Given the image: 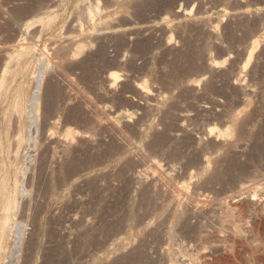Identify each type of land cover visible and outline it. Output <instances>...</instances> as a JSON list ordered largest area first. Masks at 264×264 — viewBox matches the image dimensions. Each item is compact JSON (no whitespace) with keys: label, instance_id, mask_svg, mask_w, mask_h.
I'll list each match as a JSON object with an SVG mask.
<instances>
[{"label":"rangeland","instance_id":"rangeland-1","mask_svg":"<svg viewBox=\"0 0 264 264\" xmlns=\"http://www.w3.org/2000/svg\"><path fill=\"white\" fill-rule=\"evenodd\" d=\"M19 55L29 64L10 86ZM3 69L4 109L14 87L40 83L38 121L21 119L36 141L19 158L9 264H226L214 251L227 241L234 262L260 245L254 232L243 249L214 234L193 202L218 173L264 182V0H0V82Z\"/></svg>","mask_w":264,"mask_h":264},{"label":"bare ground","instance_id":"bare-ground-1","mask_svg":"<svg viewBox=\"0 0 264 264\" xmlns=\"http://www.w3.org/2000/svg\"><path fill=\"white\" fill-rule=\"evenodd\" d=\"M186 14V13H185ZM60 46V45H59ZM59 46H56V47H59ZM256 46H257V41L256 42H253V46H252V49H251V51H250V53H249V55H248V57H247V60H246V63H245V65H248L249 63H250V60H251V58H253V52H255L254 50L256 49ZM63 46H61V48H62ZM60 48V47H59ZM58 48V49H59ZM64 48V47H63ZM79 49V48H78ZM77 49V50H78ZM59 50H61V49H59ZM80 50V49H79ZM75 52V51H74ZM77 52V51H76ZM79 52V51H78ZM76 54V53H75ZM78 54V53H77ZM27 56H28V54H26ZM20 56V55H19ZM16 57H18V56H15V58ZM24 57L25 56H20L19 58H17L16 59V61H14L15 63H16V68H12V66H14L15 65V63H14V65L12 64V66H11V68L12 69H14V71L12 72V74H11V77H9V76H7L8 77V79L7 80H5L6 78H5V74H7V75H9L8 73H9V71L11 72L12 70H8V73H6V70L5 69H3L2 70V74H1V82H0V106H2L1 107V109H0V264H9L8 262V260H10V255L12 256V254L11 253H13L14 251H13V249L16 247V249H19V248H17V247H20V246H17V239H16V234H17V232H16V228H17V226L14 228V224L16 223V222H14L16 219L14 218V216L15 215H17L16 217H18L19 215V213L18 212H20V211H18L19 209H22V206L19 208V202L20 201H22L21 199L24 197V195H23V193L26 191L25 189H27V188H25L24 189V187L23 186H25V183L23 184V182L25 181L23 178L24 177H26L27 175V170L26 169H24V170H26V174H25V176H23L24 175V173H23V170L21 169V168H19V158L21 157L20 155L23 153H21V151H22V149H24L25 148V146H24V148H22L23 147V145H25L26 143H29V141H34V144H35V141L36 140H33L34 139V137H33V135L31 136V135H26L27 136V139H28V142H24V136H25V134H23L22 135V133H23V131L24 130H26L25 129V123L26 124H29V127H32V126H34V124L38 121V119H37V113H38V93H37V91H38V85L40 84L39 83V81L37 80V87H35V89H36V91L32 94V92L31 93H29L30 95H31V97H30V104H28L27 106H25L26 104L24 103L25 101H27L28 99H27V97H26V93L28 94V92L30 91H27L26 93H23V92H25V90H23V92L20 90V88H19V91L17 92V91H15L16 89H14V88H16V87H14L13 88V91H14V93L16 92V94H14L13 96L15 97H13L14 98V100H13V102L12 101H9L10 103L12 102L13 103V105L12 106H10V105H7L8 106V109H4L5 107H4V102L6 101V99H7V101H8V98H6L7 96H9V94H8V87H5V88H1L2 86H3V81L5 80V81H8L9 80V78L11 79V82H15L16 83V79H19L18 77L22 74V71L21 70H23V69H21V68H25V66L27 65V64H29L28 63V59L26 58V59H24ZM6 60V59H5ZM26 60V63L24 62ZM13 63V62H12ZM23 63H25L26 65L24 66V64ZM4 65V64H3ZM22 66H24V67H22ZM5 67V66H4ZM28 67V66H27ZM8 68V67H7ZM32 69V68H31ZM25 70H26V68H25ZM28 71V70H27ZM23 72H25V71H23ZM27 73H29V71L27 72ZM24 74V73H23ZM30 74V73H29ZM26 75V74H25ZM28 75V74H27ZM27 75H26V77H25V81L27 80ZM31 75V74H30ZM35 75V74H34ZM42 76V75H41ZM21 78V77H20ZM32 78V77H31ZM118 78H119V76L117 75V74H110V79H111V81L113 82V83H115L117 80H118ZM22 79V78H21ZM21 79H19V80H21ZM28 80H29V78H28ZM28 80L26 81L27 82V86H28V88H27V86L25 85V84H23L24 86H26V87H24V86H21V84H20V82L19 81H17V82H19L18 84L20 85V87L22 88H27L26 90H28V89H30L29 87V83H28ZM32 80V79H31ZM24 81V82H25ZM10 82V80H9V83H10V86L12 85V83ZM22 82V81H21ZM23 82V83H24ZM25 82V83H26ZM9 83H6L7 85H9ZM111 83V82H110ZM5 84V83H4ZM5 84V85H6ZM34 84V83H33ZM49 84V83H48ZM4 85V86H5ZM13 85H15V84H13ZM18 85V86H19ZM3 86V87H4ZM36 86V85H35ZM40 86V85H39ZM8 88V89H7ZM11 88V87H10ZM18 88V87H17ZM31 88H32V86H31ZM6 89H7V91H6ZM3 90H5L6 92H4ZM18 90V89H17ZM33 90V89H32ZM9 92H10V90H9ZM12 92V91H11ZM13 93V92H12ZM52 93H54V92H52ZM8 94V95H7ZM11 94V93H10ZM28 94V95H29ZM7 95V96H6ZM24 95H25V97H26V99H25V101H24ZM12 97V96H11ZM10 97V98H11ZM28 102V101H27ZM6 106V105H5ZM9 106H10V108H9ZM46 107V106H45ZM48 107V106H47ZM46 107V108H47ZM46 112V111H45ZM50 112V111H49ZM25 116V118H27V122L25 121V123L23 124V122L21 121V119L23 118ZM46 116V115H45ZM46 119V118H45ZM23 120V119H22ZM24 121V120H23ZM21 122H22V124H21ZM21 125L23 126V127H21ZM24 128V129H23ZM27 128H28V125H27ZM33 128V127H32ZM22 129H23V131H22ZM29 129V128H28ZM214 129V128H213ZM30 131H31V129H29ZM28 130V131H29ZM215 130V129H214ZM214 130H210V132L212 133V132H214ZM27 132V131H26ZM34 132H36L35 130L33 131V133ZM227 130H225V131H223V133H224V135H226L227 134ZM27 133H29V132H27ZM30 133H32V131L30 132ZM32 133V134H33ZM36 134V133H35ZM34 134V135H35ZM85 137V136H84ZM26 138V137H25ZM50 138V137H49ZM61 139V138H60ZM64 139V138H63ZM48 139H46V141H47ZM67 140V139H66ZM65 140V141H66ZM74 140V139H73ZM27 141V140H26ZM56 141V140H55ZM63 141V140H62ZM61 140H59V142H60V144H61V142H62ZM64 141V142H65ZM225 141H227V140H225ZM57 143H58V140L56 141ZM64 142H62V143H64ZM68 142H70V141H68ZM71 142H72V139H71ZM70 142V143H71ZM23 143H25V144H23ZM31 143V142H30ZM29 143V144H30ZM52 143V142H51ZM67 143V142H66ZM29 144H28V146H29ZM32 144V143H31ZM34 144L32 145V146H34ZM54 144V143H53ZM48 145V144H47ZM62 145H64V144H62ZM61 145V147H63ZM27 146V145H26ZM27 146V147H28ZM32 146H31V149H32ZM49 146V145H48ZM58 146H60V145H58ZM67 146V145H66ZM70 146V145H69ZM30 147V146H29ZM28 147V148H29ZM65 147V146H64ZM46 148V147H45ZM66 148V147H65ZM27 149V148H26ZM24 151V150H23ZM45 151V150H44ZM66 151V150H65ZM26 152H28V151H26ZM58 152V151H57ZM60 152V151H59ZM264 152V151H263ZM65 153V152H64ZM70 153V152H69ZM61 154V153H60ZM59 154V155H60ZM71 154V153H70ZM23 156H25L26 157V155H23ZM30 156V158H31V155H29ZM47 156H48V154H47ZM261 156V155H260ZM263 156V155H262ZM35 157V156H34ZM52 157V156H51ZM55 157V156H54ZM59 157V156H58ZM67 157H68V155H67ZM23 158V157H22ZM22 158H20V159H22ZM27 161H28V154H27ZM62 158V157H61ZM25 159V158H24ZM63 159V158H62ZM22 161V160H21ZM25 161V160H24ZM53 161V160H52ZM217 162V161H216ZM222 162V161H221ZM224 162V161H223ZM34 163V162H33ZM32 163V164H33ZM55 163V162H54ZM219 163V162H218ZM218 163H216V164H218ZM226 163V162H225ZM224 163V164H225ZM21 164H22V162H21ZM24 164H26V162L24 163ZM31 164V163H30ZM31 164V165H32ZM35 164V163H34ZM205 164L206 165H208V161H207V159H205ZM30 165V166H31ZM205 165V166H206ZM228 165H229V163H228ZM227 165V167H229ZM29 166V165H28ZM27 166V167H28ZM29 166V167H30ZM33 166H35V165H33ZM32 166V167H33ZM222 166V165H221ZM221 166H220V168H221ZM20 167H22L21 165H20ZM25 167V166H24ZM240 167V166H239ZM31 168V167H30ZM30 168H28V170H30ZM34 168V167H33ZM215 168H216V166H215ZM236 168V167H235ZM243 169V168H242ZM31 170H33V169H31ZM217 170H219V169H217ZM158 171V170H157ZM210 171V170H209ZM208 171V172H209ZM213 171V170H212ZM220 171V170H219ZM224 171H226V170H224ZM224 171H222V172H224ZM229 171V170H228ZM237 171V170H236ZM244 171V170H243ZM247 171V170H246ZM213 173V172H212ZM212 173H211V175H212ZM217 173V172H216ZM242 173V172H241ZM251 173V172H250ZM159 174H161V177L163 178V176H162V173H159ZM192 174V173H191ZM203 174V173H202ZM205 174V173H204ZM230 173H228L227 172V174L226 175H228L227 177H228V179L226 180V178L224 179H222L221 180V176L219 175V173H218V176H220L219 178H218V176H217V174H216V177H213V176H211V177H208V178H206L207 179V181H205L204 183H202V184H204V185H202V187H204V188H206L208 191H210V193H211V196L209 197V198H207V201H202L201 202V200L199 201V200H197L196 199V201L197 202H195L194 200H192V201H194L193 202V204L194 203H196V206L197 207H199V209L201 208V211L200 212H198V210H197V213H196V211H194L195 213L194 214H198L199 213V215H202L203 217L205 216H207V221H209V224H210V226L208 227L209 229H210V227H211V231L212 232H214V234L215 233H217V234H219V236L221 235V236H223V237H225V238H227V239H230L234 244H236L237 246H240L242 243H244L245 244V246H246V242H242L243 241V239H242V237L240 238V239H242V241H240V239H239V237L241 236L240 234H244V233H252V232H254L257 236H258V238L260 239H258L260 242V245L257 243L256 244V247H258L257 245H259V246H261V248H252L251 250L252 251H250V248L249 247H247L248 249H249V251H248V249H245V252H243L244 251V249H243V244L241 245V248L243 249V251H241V253H243V255L246 253V250L248 251V252H250V253H248L249 255V258L250 257H252L251 259H255V260H253V261H256L257 262V264H264V182L261 180V182L260 181H254V180H252L250 177H249V179L250 180H248V176H244V175H242L241 176V174H238V175H240V176H237L236 174V176L235 177H233L234 175H229ZM257 174V173H256ZM262 174V173H261ZM149 175V174H148ZM197 175V174H196ZM205 175H207V174H205ZM222 175H224L225 176V172H224V174H222ZM264 175V174H263ZM141 176H143V175H141ZM145 176V175H144ZM152 176V175H151ZM156 176V175H155ZM230 176H232L233 178H230L229 179V177ZM28 177V176H27ZM158 177V176H157ZM160 177V176H159ZM223 177V176H222ZM226 177V176H225ZM260 177V176H259ZM257 178V180L258 179H260V178ZM262 177V176H261ZM144 178V177H143ZM152 178V177H151ZM156 178V177H155ZM199 178V177H198ZM209 178H211L210 180H208ZM264 178V177H263ZM22 179L24 180V181H22ZM142 179V178H141ZM147 179V178H146ZM154 179V178H153ZM149 180V179H148ZM156 180V179H155ZM159 180V179H158ZM166 180V179H165ZM144 181H145V179H144ZM153 181V180H152ZM147 182V181H146ZM158 182V181H157ZM166 182V181H165ZM138 183V182H137ZM144 183V182H143ZM142 183V184H143ZM170 183V182H169ZM168 183V184H169ZM193 183V182H192ZM195 183V182H194ZM140 184V183H139ZM150 184V183H149ZM164 184V183H163ZM174 184V183H173ZM27 185V184H26ZM141 185V184H140ZM155 185V184H154ZM156 185H158V183L156 184ZM153 186V185H152ZM158 186H160V185H158ZM167 186V185H166ZM27 187V186H26ZM161 187V186H160ZM160 187H159V189H160ZM165 187V186H164ZM169 187H172V186H169ZM174 187V186H173ZM192 187V186H191ZM198 187V186H197ZM175 188H177V187H174V189ZM201 188V187H200ZM200 188H198V189H200ZM204 188L203 189H201L202 191L204 190ZM149 189H151V188H149ZM165 189V188H164ZM169 189V188H168ZM193 189V188H192ZM192 189H189L190 191L192 190ZM197 189V188H196ZM171 190H173V189H171ZM177 190L178 189H175V191H176V195L174 196L173 195V192L172 191H169L170 193H171V195H173V197H174V199H173V197H171V199H173L174 201H176L177 203L176 204H179V206H183V205H188L187 207L189 208V206H190V203H184L183 201H185V200H183V199H185V195H183L181 192H177ZM180 190V189H179ZM153 191V190H152ZM162 191V190H161ZM174 191V190H173ZM175 191H174V193H175ZM206 191V190H205ZM207 191V192H208ZM165 191H163V193H164ZM192 192V191H191ZM149 193V192H148ZM166 193V192H165ZM170 193H168L167 195H168V197H170L169 196V194ZM147 194V193H146ZM154 194V193H153ZM160 194H162L161 192H160ZM194 194V193H193ZM195 194H196V192H195ZM151 195V194H150ZM165 195V194H164ZM188 196H189V194H187ZM201 195V194H200ZM144 196V195H143ZM154 196V195H153ZM207 196V195H206ZM164 197V196H163ZM183 197V198H182ZM144 198V197H143ZM151 198V197H150ZM157 198V197H156ZM161 198V197H160ZM195 198V197H194ZM206 198V197H205ZM168 199V198H167ZM170 199V198H169ZM190 199V198H189ZM193 199V198H192ZM145 200H146V198H145ZM154 200V199H153ZM173 200H171V201H173ZM183 200V201H182ZM187 200V199H186ZM206 200V199H205ZM150 201V200H149ZM163 201H164V199H163ZM169 202V203H171V204H173L172 202ZM189 201H191V200H189ZM147 202H148V200H147ZM157 202V201H156ZM159 202V201H158ZM153 203V202H152ZM165 203V202H164ZM167 203V202H166ZM199 203H200V205H199ZM246 203H248L249 205H246ZM175 204V206H177ZM192 204V203H191ZM21 205H23L22 203H21ZM166 205V204H165ZM199 205V206H198ZM151 206V205H150ZM154 206V205H153ZM162 206V205H161ZM170 206V205H169ZM159 207V206H158ZM171 207H172V205H171ZM170 207V208H171ZM174 207V206H173ZM185 207V206H184ZM177 208V207H176ZM183 208V207H182ZM186 208V207H185ZM23 209H24V207H23ZM157 209V208H156ZM159 209V208H158ZM162 209V208H161ZM187 209V208H186ZM198 209V208H197ZM165 210V209H164ZM188 210V209H187ZM191 210H192V208H191ZM191 210H189V211H191ZM193 210H194V208H193ZM18 211V212H17ZM162 211V210H161ZM177 211V210H176ZM179 211H182V210H179ZM188 211V212H189ZM172 212V211H171ZM153 213V212H152ZM157 213V212H156ZM183 213V212H182ZM185 213V212H184ZM157 214H159V213H157ZM185 214H188V213H185ZM190 214V213H189ZM189 214H188V216H189ZM191 214H193V213H191ZM204 214V215H203ZM152 215V214H151ZM179 215H181V214H178V216H176V214H175V216L179 219ZM155 216V215H154ZM187 215H184V217H186ZM151 217V216H150ZM198 217H200V216H198ZM153 218V217H152ZM177 218H176V221H177ZM194 217H192V219H193ZM15 219V220H14ZM151 219V218H150ZM185 219H187V218H185ZM199 219V218H198ZM206 219V218H205ZM158 220V219H157ZM173 220V219H172ZM201 220V219H200ZM171 221V220H170ZM206 221V222H207ZM156 222V221H155ZM172 222V221H171ZM184 222H185V220H184ZM183 222V223H184ZM158 223H159V221H158ZM196 223V222H195ZM157 224V223H156ZM188 224V223H187ZM20 225V224H19ZM149 225V224H148ZM164 226V225H163ZM168 226V225H167ZM191 226V225H190ZM194 226V225H193ZM172 227V226H171ZM187 227V226H186ZM185 227V228H186ZM202 227V226H201ZM200 227V228H201ZM204 227V226H203ZM206 227V226H205ZM177 228V227H176ZM199 228V229H200ZM15 230V239H16V241L14 242L12 239H13V237L11 236V232L13 231V233H14V230ZM166 229V228H165ZM181 229V228H180ZM194 230H195V228H193ZM185 230V229H184ZM171 231V230H170ZM189 231V230H188ZM191 231V230H190ZM207 232V231H206ZM211 232V233H212ZM12 233V234H13ZM253 233V234H254ZM200 234V233H199ZM210 234V233H209ZM18 235V234H17ZM170 235V234H169ZM172 235V234H171ZM201 235H203V234H201ZM213 235V234H212ZM212 235H211V237H212ZM240 235V236H239ZM246 236V235H245ZM245 236H243V237H245ZM257 236H256V238H257ZM172 237V236H171ZM170 238V237H169ZM201 238V237H200ZM206 238H207V236H206ZM255 238V239H256ZM14 239V240H15ZM18 239H20V238H18ZM198 239V238H197ZM220 239H222V238H220ZM224 239V238H223ZM32 240V239H31ZM194 240V239H193ZM201 240H202V238H201ZM209 240V239H208ZM122 241V240H121ZM246 241V240H245ZM21 242V241H20ZM204 242V241H203ZM207 242V241H206ZM211 242V241H210ZM225 242V241H224ZM228 242V241H227ZM227 242H226V244H227ZM17 243V244H16ZM214 243V242H213ZM219 243V242H218ZM20 244V243H19ZM189 244V243H188ZM194 244V243H193ZM208 244V243H207ZM224 244V243H223ZM226 244H225V246L223 245L222 246V248H218L217 250H215L214 251V253H215V255L216 254H218L217 255V257L219 256V258H221V259H223L224 260V262L226 263V264H245V263H243V261L246 259L247 260V257L242 261V257L240 256V255H242L241 253H238V251H237V253H233L235 256H234V259H236V263L234 262V261H232V259H230V257H228L227 255H225V253H226V251H227V247H226ZM31 245H33V244H31ZM30 245V246H31ZM38 245V244H37ZM203 246H204V244H202ZM213 245H215V244H211V246L213 247H210V249L212 248V249H215L214 247L215 246H213ZM218 245V244H217ZM216 245V246H217ZM192 246V245H191ZM210 246V245H209ZM221 246V245H220ZM219 247V246H218ZM252 247H254V245L252 246ZM240 248V247H239ZM230 249V248H229ZM229 249H228V251H229ZM32 250V249H31ZM35 250V249H34ZM188 250V249H187ZM13 251V252H12ZM165 251V250H164ZM163 251V252H164ZM210 251H212L213 252V250H210ZM230 251H232L231 249H230ZM31 252H33V251H31ZM35 252V251H34ZM235 252H236V249H235ZM240 252V251H239ZM204 253V252H203ZM191 254V253H190ZM198 254V253H197ZM200 254V253H199ZM17 255V254H16ZM165 255V254H164ZM195 255H196V253H195ZM209 255H211V254H209ZM214 255V256H215ZM14 256V255H13ZM21 256V255H20ZM166 256H168V255H166ZM213 256V257H214ZM227 256V257H226ZM229 256H230V254H229ZM244 256H246V255H244ZM169 257V256H168ZM167 257V258H168ZM210 257V256H209ZM209 257H206V259L207 258H209ZM19 258V257H18ZM25 258V257H24ZM211 258V257H210ZM244 258V257H243ZM14 259V258H13ZM199 259H200V257H199ZM198 259V260H199ZM221 259H217V260H221ZM250 259V260H251ZM24 260V259H23ZM167 260V259H166ZM213 260V259H212ZM223 260H221V261H223ZM14 261V260H13ZM30 261V260H29ZM168 261H169V259H168ZM171 261V260H170ZM197 261V260H196ZM10 262H12V260L10 261ZM16 262V261H15ZM21 262V261H20ZM171 262H174V261H171ZM214 262H216L215 261V258H214ZM246 262V261H245ZM249 262V261H248ZM25 264H27V262L25 261L24 262ZM129 263V262H128ZM203 263V262H202ZM207 263V262H206ZM217 263V262H216ZM218 263H220V262H218ZM222 263V262H221ZM29 264V263H28ZM208 264V263H207ZM213 264V263H212ZM246 264H247V262H246Z\"/></svg>","mask_w":264,"mask_h":264}]
</instances>
